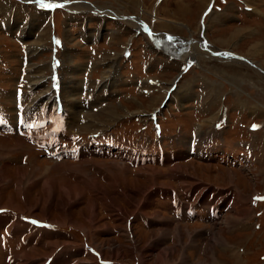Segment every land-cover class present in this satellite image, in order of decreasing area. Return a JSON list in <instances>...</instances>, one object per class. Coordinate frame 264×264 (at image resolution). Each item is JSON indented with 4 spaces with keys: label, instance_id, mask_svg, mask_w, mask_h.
Returning <instances> with one entry per match:
<instances>
[{
    "label": "rangeland",
    "instance_id": "374dc122",
    "mask_svg": "<svg viewBox=\"0 0 264 264\" xmlns=\"http://www.w3.org/2000/svg\"><path fill=\"white\" fill-rule=\"evenodd\" d=\"M263 26L264 0H0V264H264Z\"/></svg>",
    "mask_w": 264,
    "mask_h": 264
},
{
    "label": "bare ground",
    "instance_id": "6f19581e",
    "mask_svg": "<svg viewBox=\"0 0 264 264\" xmlns=\"http://www.w3.org/2000/svg\"><path fill=\"white\" fill-rule=\"evenodd\" d=\"M48 3H50V4H53L54 5V3L55 2H48ZM66 3V2H65ZM66 7H70L69 5H66ZM135 18H136V16H135ZM181 23V22H180ZM140 24V26H144V24L142 23V22H140L139 23ZM146 29V28H145ZM148 32H150V30L147 28L146 29ZM188 39V41H191V40H193L192 38L190 39V38H187ZM185 41H186V39H185ZM194 41H195V39H194ZM199 43H201L200 41H198ZM192 49L194 48V47H191ZM217 53V52H216ZM225 54H227L226 52H224ZM222 54V56H223V53H221ZM224 54V55H225ZM231 55V54H230ZM231 56H235V57H237V58H239V59H241V60H243V61H247V62H249V64L251 65V66H253V67H255V65L252 63V61H249L248 59H246L245 57H243V56H238V55H231ZM207 57H210L209 55H207ZM183 58V57H182ZM228 60V59H227ZM257 67V66H256ZM262 71V70H261ZM147 104V103H146ZM142 106V105H141ZM137 111V110H136ZM161 111V110H160ZM136 113V112H135ZM162 131V130H161ZM167 159V155H165V153L163 154V162L162 163H165V161L164 160H166ZM144 166H146V165H144ZM146 167H149V166H146ZM152 167H155V165H153ZM20 176V175H19ZM46 182V181H45ZM166 249V248H165ZM164 253V252H163ZM163 255V254H162ZM160 256V255H159Z\"/></svg>",
    "mask_w": 264,
    "mask_h": 264
},
{
    "label": "crops",
    "instance_id": "0c3cea01",
    "mask_svg": "<svg viewBox=\"0 0 264 264\" xmlns=\"http://www.w3.org/2000/svg\"><path fill=\"white\" fill-rule=\"evenodd\" d=\"M259 12H260V11H259ZM238 26H239V25H238ZM250 27H251V26H250ZM263 27H264V26H263ZM263 27H262V28H263ZM252 28L255 29V30L253 31V34H252V35H254V36L257 35V34H256V28L253 27V26H252ZM253 29H252V30H253ZM251 37H252V36H251ZM256 37H257V36H256ZM252 38H253V37H252Z\"/></svg>",
    "mask_w": 264,
    "mask_h": 264
},
{
    "label": "snow or ice",
    "instance_id": "6c2138e0",
    "mask_svg": "<svg viewBox=\"0 0 264 264\" xmlns=\"http://www.w3.org/2000/svg\"><path fill=\"white\" fill-rule=\"evenodd\" d=\"M54 6H56V5H54ZM255 127V126H254Z\"/></svg>",
    "mask_w": 264,
    "mask_h": 264
}]
</instances>
